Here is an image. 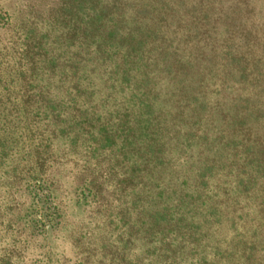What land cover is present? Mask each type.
<instances>
[{
	"label": "rangeland",
	"instance_id": "1",
	"mask_svg": "<svg viewBox=\"0 0 264 264\" xmlns=\"http://www.w3.org/2000/svg\"><path fill=\"white\" fill-rule=\"evenodd\" d=\"M61 1L0 0L1 98L9 101L20 99L18 81L15 80L17 61L11 45L13 33L1 25L4 19L12 23L22 21L27 26L32 23L34 32L48 37L46 39L51 42L68 30V25L62 20L63 7L60 12H52L53 8L61 6ZM236 1L220 0L219 4L210 6L209 25L201 28L208 32L199 38L193 35L187 38V35L185 43L182 36L189 28V16L194 13L187 14V9L178 14L172 11L165 16H154L151 21L160 36L149 53V74L153 79L154 93L151 125L156 135L163 137L165 144L161 168L152 172L148 183L147 179L145 181L149 207L154 211L168 209L167 212L173 215L188 209V196L192 194L187 189L188 184L206 166L217 167L215 174L208 178L209 189L214 194L222 196L233 187L236 158L228 144L233 139L252 141L255 152L259 146L264 147V116L244 128L234 123L235 118L242 116L240 109L234 106L241 90L224 74L218 53L225 17H231L230 9ZM247 2L252 12L242 18L263 44L256 54L264 55V0ZM186 4L190 7L188 1ZM196 9L205 13V9L199 6ZM60 42L62 47L55 52L59 56H68L67 52L76 50L72 37ZM48 47L52 48L47 43ZM164 51L168 55H164ZM57 79L36 77L32 83L43 85L48 82L45 85L49 92L59 96L60 93L54 89ZM89 81L96 90V112L105 115L107 111L115 120L126 107L128 116L131 115L133 104L110 91L103 72L96 70L89 74ZM4 108L0 109V138L2 136L4 142H9L11 153L0 157V257L10 255L11 264H111L112 261L119 263L120 259L124 262L143 259L145 263L151 260L152 264H157L154 255H148L157 244L156 240L147 243L135 235L130 245L125 243L128 229L122 216L127 213L130 222L140 226L137 216L140 202L136 196L131 199L122 182L134 163V157H129L122 149L120 138L99 148L93 159L81 151L67 150L65 139L58 138L53 141L56 162L45 174L49 191H46L45 176L42 177L45 178L44 186L35 181L39 178L37 173L32 177L21 173L11 183L4 173L20 164L18 158L28 144L26 137L29 133L26 125L21 123V114L11 116L6 114L7 107ZM186 133L203 139L189 148L188 158L175 150V145L181 141L178 134ZM91 177H97L101 182L103 200L85 189L84 182ZM133 192L135 195L140 192V184L135 185ZM255 204L244 197L240 205L245 216L235 227L231 229L222 222L210 231L212 242L221 246L238 235L256 242V252L251 259L244 261L235 254L224 257L209 253V264H264V209ZM184 214L191 216L188 212ZM172 264L203 263L196 257L181 256Z\"/></svg>",
	"mask_w": 264,
	"mask_h": 264
},
{
	"label": "trees",
	"instance_id": "2",
	"mask_svg": "<svg viewBox=\"0 0 264 264\" xmlns=\"http://www.w3.org/2000/svg\"><path fill=\"white\" fill-rule=\"evenodd\" d=\"M187 1L62 0L61 6L53 8L52 12H60L63 7L62 20L68 25V30L51 42L46 39L48 37L34 32L32 23L27 26L22 21L12 23L4 19L1 25L13 33L11 45L17 61L15 80L18 81L20 99L9 101L0 97V109L7 107L6 114L11 116L20 113L21 123L26 125L29 133L26 137L28 144L18 158L21 165L11 168L4 176L12 183L21 173L27 177L37 173L40 180L35 181L43 185L45 178L42 177H46V171L56 162L54 140L63 138L67 150L81 151L87 158L93 159L103 146L120 138L122 149L129 157H134V163L122 182L131 199L136 196L135 199L140 202L137 212L140 226L132 224L127 213L122 216L128 229L127 245L135 235L147 243L156 240L157 244L148 255H154L157 264H172L175 258L181 256L196 257L201 263L209 264V253L224 257L235 254L247 261L256 252V242L238 235L221 246L212 242L210 231L222 222L234 228L245 216L240 205L244 197L264 209V147L259 146L255 152L252 141L233 139L228 143L236 158V179L233 187L222 196L209 189L208 178L215 174L217 168L211 165L203 167L191 178L187 188L192 192L187 200L188 209L172 215L167 212L168 209L154 211L149 207L145 181L147 179L148 183L152 172L161 168L165 155L163 137L157 136L151 125L154 93L153 79L149 74V53L160 40L158 30L153 28L151 21L154 16H165L172 11L178 14L187 9V14L194 13L189 16V28L186 25L182 28L184 31L186 28L182 36L185 43L187 35V38L192 35L199 38L208 32L201 28L209 25V8L220 3V0ZM197 6L205 9V13L198 12ZM230 10L231 17H225L218 53L224 74L240 87L234 106L240 109L242 116L235 118L234 123L244 128L264 116V55L256 54L263 44L254 29L247 27L243 21L242 17L252 12L247 0H237ZM69 36L75 40L76 50L67 52L68 56H59L55 52L61 46L60 41ZM47 43L52 48H47ZM166 54L168 52L164 51ZM96 70L104 73L112 93H118L133 104L130 116L126 107L116 115L115 120L107 111L105 115L96 112V90L89 81V74ZM36 77L43 80L57 77L54 89L60 95L49 92L45 85L48 82L43 85L32 83ZM1 80L2 77V85ZM178 137L181 141L175 145V150L184 158L189 157L191 146L203 141L190 133L178 134ZM4 141L1 136L0 157H6L11 150L9 142ZM45 184L46 191H49L47 177ZM136 184H140L137 195L133 192ZM84 186L92 196L104 199L97 177L89 178ZM184 212L191 216L187 217ZM0 264H11V256L0 257ZM111 264L152 263L151 260L145 263L143 259L134 262L120 259L119 263L112 261Z\"/></svg>",
	"mask_w": 264,
	"mask_h": 264
}]
</instances>
